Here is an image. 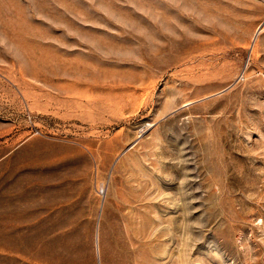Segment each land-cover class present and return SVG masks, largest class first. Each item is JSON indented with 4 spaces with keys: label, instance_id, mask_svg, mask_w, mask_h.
I'll return each instance as SVG.
<instances>
[{
    "label": "rangeland",
    "instance_id": "374dc122",
    "mask_svg": "<svg viewBox=\"0 0 264 264\" xmlns=\"http://www.w3.org/2000/svg\"><path fill=\"white\" fill-rule=\"evenodd\" d=\"M0 264H264V0H0Z\"/></svg>",
    "mask_w": 264,
    "mask_h": 264
}]
</instances>
